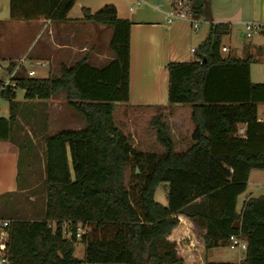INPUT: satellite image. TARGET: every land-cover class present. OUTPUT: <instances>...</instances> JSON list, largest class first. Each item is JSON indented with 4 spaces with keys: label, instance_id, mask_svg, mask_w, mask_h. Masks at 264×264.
Listing matches in <instances>:
<instances>
[{
    "label": "trees",
    "instance_id": "1",
    "mask_svg": "<svg viewBox=\"0 0 264 264\" xmlns=\"http://www.w3.org/2000/svg\"><path fill=\"white\" fill-rule=\"evenodd\" d=\"M75 2L9 0V19L66 22ZM190 2L192 16L201 19L210 0ZM82 15L112 30L108 65L96 69L83 58L47 79L17 73L14 88L0 92L9 103L8 118H0V141L11 140L17 90L29 101L63 92L85 122L82 130L44 139V214L34 221L8 219L7 264H185L167 240L180 217L205 230L206 252L229 248L236 237L246 243L243 264H264V197L248 198L236 212L250 172L264 170V122L257 116L264 84L251 82L252 56H221L231 26L209 25L192 61L167 64V106L144 107L155 111L149 126L160 146L149 152L136 149L114 121L118 106L129 102L131 23L120 20L112 5L95 13L83 9ZM175 115L180 123L170 121ZM242 125L243 138L237 135ZM163 184L166 206L154 201ZM64 223L70 239L63 238ZM78 224L85 229L79 241ZM77 243L82 259L74 256Z\"/></svg>",
    "mask_w": 264,
    "mask_h": 264
},
{
    "label": "crops",
    "instance_id": "2",
    "mask_svg": "<svg viewBox=\"0 0 264 264\" xmlns=\"http://www.w3.org/2000/svg\"><path fill=\"white\" fill-rule=\"evenodd\" d=\"M107 5L115 7L120 20L131 23L129 102L121 105L131 110H145V106H167V64L192 61L194 55L191 50H195L204 40L209 25L231 26V34L227 36L229 46L222 43V47L227 49L224 53L235 59L254 57L264 46V0H210L209 8L199 19L200 26L197 31H193L190 25L182 20H176L172 24L166 23L168 0H76L66 22L45 19L11 21L9 0H0V82L8 79V65L16 66L21 60L23 64L18 73H23L29 78L41 74V77L32 78L41 80L59 76L61 66L72 67L83 58L90 67L96 69L108 65L113 60V54L109 49L112 30L86 22L82 15L83 9L95 13ZM245 23L259 24L262 30L257 33L258 37L254 41H243L232 47L230 44L232 37L234 34L243 33ZM204 27L205 33L201 34ZM253 36L250 39H253ZM25 64L28 68L24 66ZM29 72L33 74L28 76ZM60 99L64 100V106L59 103ZM19 105L30 108L25 121L16 114L15 123L19 122L20 127L13 125L11 140L0 141V221L9 222V218L1 214L4 207H8L12 197L28 190L31 153L35 149H40L38 148L40 146L45 151L46 137L63 130L83 129L67 128L52 132L49 119L54 107H64L62 110L65 113L68 112L78 120L82 118L71 112L63 92L45 101H29L23 96V101L19 102ZM40 114L42 116H38ZM37 116L45 117V122L42 121L40 126L37 124ZM257 116L258 119L264 118V105L258 106ZM170 121L180 123L177 115ZM240 127L245 130L244 125ZM131 136L134 138L133 134ZM23 156L24 162L21 164ZM42 170L45 178V160ZM259 197H264V170H253L249 174L245 192L237 198L236 212L238 214L241 212L248 198ZM179 219V225L171 231L168 241L176 242L178 247H181L180 244L186 245L188 249L198 247L199 249H193V252L200 258L201 264H210L207 260L209 251L206 252L203 248L205 230L185 217ZM2 231L0 230V252L7 241V235ZM195 235L201 242L196 241ZM239 241L240 246L246 248L245 241L240 239Z\"/></svg>",
    "mask_w": 264,
    "mask_h": 264
},
{
    "label": "rangeland",
    "instance_id": "3",
    "mask_svg": "<svg viewBox=\"0 0 264 264\" xmlns=\"http://www.w3.org/2000/svg\"><path fill=\"white\" fill-rule=\"evenodd\" d=\"M206 27L201 30V34L205 33ZM258 37V34H254L253 39H248L245 37V32H240V34H234L231 39L230 44L237 46L241 42H250L254 41ZM223 45L229 46V38L225 37L223 39ZM221 56L226 58L227 53L221 52ZM254 60L250 66L251 71V82L254 84H264V46L262 49L254 55ZM28 68L27 64L24 65ZM42 75H36L31 78H38ZM24 92L22 90L16 91L15 102L19 103L23 101ZM59 99V98H58ZM59 103L62 106L65 105L64 100H59ZM20 106V107H19ZM17 108V114L25 121L26 115L29 112L30 108L25 105H19ZM117 110L114 113V121L117 126H119L126 135L133 134L132 145L141 151L149 152H159L160 146L155 140L154 132L149 126V121L151 116L154 114V110H131L127 107L118 106ZM65 109L64 107H62ZM62 108L54 107L52 110L51 119H49V124L52 132H58L63 129H72V128H84L85 123L83 118H75L68 112L65 113ZM41 112V111H40ZM76 116L74 111L71 110ZM262 112L261 110L259 111ZM259 113V116L261 115ZM0 115L1 118H7L9 116V103L6 99L0 98ZM42 116V114L38 115ZM38 125L45 122V117H38ZM45 116V115H44ZM80 117V116H79ZM36 118V117H35ZM49 118V117H48ZM21 123V122H20ZM16 127H20L19 122L14 124ZM38 144V143H37ZM40 149H35L31 153V158L29 162L31 164V177L28 179L27 191L24 193H18L15 197H12L8 207H4L2 215L8 218H15L34 221L41 219L44 214V204H45V195H44V178L42 166L45 160V151L40 147ZM24 162V156L21 157V164ZM21 166V165H20ZM22 167V166H21ZM130 171H127L126 177L128 178ZM154 201L162 206H166V194L162 185L156 189ZM52 228H54V223H50ZM196 236V235H195ZM64 239H69V235L63 234ZM195 238V237H192ZM196 241H199V238L196 236ZM168 240V239H167ZM170 242V241H169ZM171 243V242H170ZM184 243V242H183ZM178 255L183 257L185 264H201L200 258L197 257L196 253L193 252L195 248H187L186 245L177 246V243H173ZM196 249H199L198 247ZM195 249V250H196ZM246 248L242 245L235 249L230 248H219L210 250L207 254V260L210 264H243L245 258ZM83 245L77 243L75 246L74 256L78 259L83 258ZM241 260V261H240Z\"/></svg>",
    "mask_w": 264,
    "mask_h": 264
},
{
    "label": "built area",
    "instance_id": "4",
    "mask_svg": "<svg viewBox=\"0 0 264 264\" xmlns=\"http://www.w3.org/2000/svg\"><path fill=\"white\" fill-rule=\"evenodd\" d=\"M168 3H169V9L166 13V23L167 24H172L176 20H182V21L187 22L193 31H197L199 29L200 20L195 19L192 16V7H191L190 0H168ZM243 28L245 32V37L248 39H250L254 34L262 30V26L256 23H245L243 25ZM226 51H227L226 48L224 47L221 48V52H226ZM191 53H194V50H191ZM22 64H23V60L17 63V65L14 66V68L12 69V71L8 73V79L5 82H0V92L5 87L14 88L15 82L13 79L17 75ZM32 74L33 72H29L28 76H31ZM258 122H264V118L258 119ZM244 134H245V130L239 127L237 135L243 138ZM178 220L180 221L179 218ZM8 224H9L8 221H0V230H3L4 228H6ZM49 228L54 230L51 224H49ZM84 232H85V229L80 224H78L76 226L75 239L79 241L81 236L84 234ZM62 234L69 235V239L71 238L72 233L70 230V224L64 223L62 225ZM237 247H240L239 239L236 237H231L229 248L235 249ZM0 264H7L5 247H1Z\"/></svg>",
    "mask_w": 264,
    "mask_h": 264
},
{
    "label": "water",
    "instance_id": "5",
    "mask_svg": "<svg viewBox=\"0 0 264 264\" xmlns=\"http://www.w3.org/2000/svg\"><path fill=\"white\" fill-rule=\"evenodd\" d=\"M137 172H138V171L136 170V173H137ZM166 186H167L166 184H163V185H162V188L165 189Z\"/></svg>",
    "mask_w": 264,
    "mask_h": 264
}]
</instances>
